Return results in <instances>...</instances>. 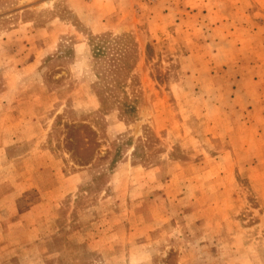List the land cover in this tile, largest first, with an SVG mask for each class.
<instances>
[{
  "label": "rangeland",
  "instance_id": "obj_1",
  "mask_svg": "<svg viewBox=\"0 0 264 264\" xmlns=\"http://www.w3.org/2000/svg\"><path fill=\"white\" fill-rule=\"evenodd\" d=\"M0 264H264V0H0Z\"/></svg>",
  "mask_w": 264,
  "mask_h": 264
},
{
  "label": "trees",
  "instance_id": "obj_2",
  "mask_svg": "<svg viewBox=\"0 0 264 264\" xmlns=\"http://www.w3.org/2000/svg\"><path fill=\"white\" fill-rule=\"evenodd\" d=\"M127 34L112 35L104 33L93 36L90 39L92 53L98 66V77L103 81L106 94H103L99 101L103 108L111 104L109 108L115 107L124 117H135L137 106L124 87L132 78V71L137 62L136 42L128 39ZM88 130V126H82ZM88 161H81L80 165H87Z\"/></svg>",
  "mask_w": 264,
  "mask_h": 264
}]
</instances>
